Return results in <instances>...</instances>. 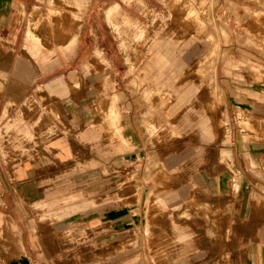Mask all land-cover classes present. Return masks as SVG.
I'll return each instance as SVG.
<instances>
[{
  "label": "rangeland",
  "instance_id": "1",
  "mask_svg": "<svg viewBox=\"0 0 264 264\" xmlns=\"http://www.w3.org/2000/svg\"><path fill=\"white\" fill-rule=\"evenodd\" d=\"M13 1L29 84L0 118V160L14 174L23 163L38 166L46 192L77 180L59 208L89 201L62 215L47 202L44 217L69 223L93 212L97 227L104 219L109 263L180 232L223 258L245 245L244 225L264 207V83L253 77L264 67V0ZM113 4L119 13L110 18ZM50 53L60 63L46 69ZM147 63H156L150 72ZM59 76L62 92L48 86ZM124 87L149 103L143 152L122 145L118 101L110 112ZM92 126L97 145L82 136ZM123 226L124 239L113 241Z\"/></svg>",
  "mask_w": 264,
  "mask_h": 264
},
{
  "label": "crops",
  "instance_id": "2",
  "mask_svg": "<svg viewBox=\"0 0 264 264\" xmlns=\"http://www.w3.org/2000/svg\"><path fill=\"white\" fill-rule=\"evenodd\" d=\"M13 2L0 0V118L4 108L14 101L15 91H22L21 88L29 84L25 77L28 60L16 54ZM50 54L41 58L46 69L60 63L58 56ZM155 65L147 63L144 72H150ZM253 71L254 79L264 83V67L257 65ZM53 82V90L62 92L65 89L66 82L62 77L51 79L48 85ZM239 100L242 99L239 97ZM116 102L121 113L116 131L121 134L124 148L133 147L142 152L148 149L145 126L151 128L153 124L149 120L151 111L147 110V100L137 94L135 87H124L112 98L111 114L115 112ZM111 114L107 119L109 125L111 120L115 124L119 119L118 115L112 117ZM9 125L8 122L4 124V132ZM82 136L91 139L94 145L99 143L94 126L85 130ZM57 141L64 142V139ZM45 178V171L38 166L23 163L14 174L0 160V264H264V207L260 209V217L256 216L252 224L244 225L246 244L230 247L229 259L219 256V252H210L196 242L194 236L186 235L187 232H180L158 238L149 245L141 244L132 252L118 251L113 256L117 260L109 263L110 251L103 248L110 243L109 236L112 235L109 228L104 229V219L97 220L101 223V227H97L93 212H75L69 223L67 217L54 221L44 217L47 212L41 205L47 202L55 203L54 213L59 215L89 204L88 200L82 199L80 203L64 208L56 205L62 200L73 199L72 189L66 188L77 180L69 177L54 182L46 192ZM97 229H100L98 234L94 232ZM125 232V226L113 229V241L123 240ZM98 246L102 247L101 251Z\"/></svg>",
  "mask_w": 264,
  "mask_h": 264
},
{
  "label": "bare ground",
  "instance_id": "3",
  "mask_svg": "<svg viewBox=\"0 0 264 264\" xmlns=\"http://www.w3.org/2000/svg\"><path fill=\"white\" fill-rule=\"evenodd\" d=\"M207 2V1H206ZM118 13H119V7L116 5V4H113V5H110L109 6V8H108V10H107V15L111 18V17H113V16H117L118 15ZM107 16V17H108ZM72 40H73V38H72ZM59 80V79H58ZM60 81V80H59ZM53 85H54V82L53 83H51V84H49L48 86L49 87H51V88H53ZM147 93V92H146ZM221 154L222 155H224L225 153H226V151L225 150H223V149H221ZM224 157V156H223Z\"/></svg>",
  "mask_w": 264,
  "mask_h": 264
}]
</instances>
